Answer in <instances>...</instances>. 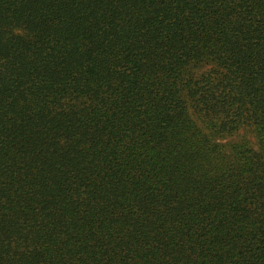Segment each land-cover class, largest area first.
Instances as JSON below:
<instances>
[{
    "label": "trees",
    "instance_id": "trees-1",
    "mask_svg": "<svg viewBox=\"0 0 264 264\" xmlns=\"http://www.w3.org/2000/svg\"><path fill=\"white\" fill-rule=\"evenodd\" d=\"M0 264H264V0H0Z\"/></svg>",
    "mask_w": 264,
    "mask_h": 264
},
{
    "label": "rangeland",
    "instance_id": "rangeland-1",
    "mask_svg": "<svg viewBox=\"0 0 264 264\" xmlns=\"http://www.w3.org/2000/svg\"><path fill=\"white\" fill-rule=\"evenodd\" d=\"M241 133V134H240ZM239 135L240 137H243V138H246L252 146H254V140L253 138L250 136V134H247V133H244V132H240ZM230 141H234V140H237V137H233L232 139H229ZM255 148V147H253Z\"/></svg>",
    "mask_w": 264,
    "mask_h": 264
}]
</instances>
